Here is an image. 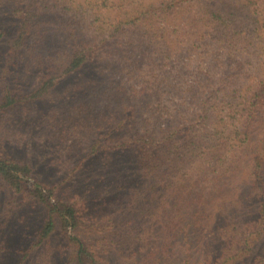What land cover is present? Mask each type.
Listing matches in <instances>:
<instances>
[{
	"label": "trees",
	"instance_id": "obj_1",
	"mask_svg": "<svg viewBox=\"0 0 264 264\" xmlns=\"http://www.w3.org/2000/svg\"><path fill=\"white\" fill-rule=\"evenodd\" d=\"M14 1L18 22L7 63L20 57L41 82L17 97L5 89L3 106L41 100L61 78L86 73L85 86L77 85L75 92L98 91V105L102 100V109L112 107L98 122L103 131L98 137L115 128L112 136L97 138L92 151L98 143L111 149L133 145L159 182L164 165L180 170L188 160L207 157L203 148L199 152L204 146L220 163L217 178L246 172L248 199L255 204L252 221L264 222V0ZM4 34L0 29V42ZM122 75L139 88L120 84L119 95H105L100 88L106 77ZM163 94L171 96L172 111ZM140 109L149 114L150 126L140 124L148 126L147 136L136 131ZM4 160L0 174L19 192L24 188L19 175L32 169ZM190 182L183 186L197 185ZM223 200V222L235 228L239 217L229 209L240 202ZM189 215L185 226L213 220L206 208ZM52 227L48 219L44 234ZM247 235L240 240L249 241Z\"/></svg>",
	"mask_w": 264,
	"mask_h": 264
},
{
	"label": "rangeland",
	"instance_id": "obj_2",
	"mask_svg": "<svg viewBox=\"0 0 264 264\" xmlns=\"http://www.w3.org/2000/svg\"><path fill=\"white\" fill-rule=\"evenodd\" d=\"M16 7L14 0H0V29L5 33L0 42V160L27 164L32 171L19 175L24 185L19 192L0 174V264H264V222L252 221L255 204L248 199L246 172L217 178L220 163L200 146L207 157L188 160L180 170L164 165L165 176L158 182L133 145L111 149L98 143L92 151L103 133L98 122L112 107L102 109V100L98 105V91L75 92L88 80L86 73L61 78L41 100L2 105L5 89L17 97L41 82L20 57L13 65L7 63L16 35ZM120 84L134 85L122 75L106 77L100 89L116 96ZM163 97L172 111L174 105L167 101L171 96ZM148 116L138 111L140 135L147 136L148 126L140 124L149 123ZM190 181L197 185L183 186ZM223 198L240 202L229 209L242 220L235 228L223 222ZM201 208L213 220L185 226L189 214ZM48 219L53 227L44 234ZM244 232L247 242L240 240Z\"/></svg>",
	"mask_w": 264,
	"mask_h": 264
}]
</instances>
